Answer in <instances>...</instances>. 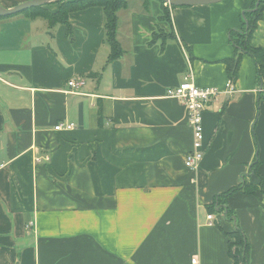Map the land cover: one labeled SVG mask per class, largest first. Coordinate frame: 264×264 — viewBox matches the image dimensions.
<instances>
[{
    "label": "crops",
    "instance_id": "0c3cea01",
    "mask_svg": "<svg viewBox=\"0 0 264 264\" xmlns=\"http://www.w3.org/2000/svg\"><path fill=\"white\" fill-rule=\"evenodd\" d=\"M128 1L117 35L125 54L110 63L99 7L70 15L73 41L64 25L0 21V264H264V193L238 191L209 209L242 183L264 184L256 62L243 56L233 92L207 104L195 172L187 107L166 93L190 73L200 89L227 91L230 33L254 0ZM171 28L176 41L149 44ZM251 44L264 48V20ZM74 79L85 84L70 89ZM238 229L248 254L234 245L231 256Z\"/></svg>",
    "mask_w": 264,
    "mask_h": 264
},
{
    "label": "trees",
    "instance_id": "16d2710c",
    "mask_svg": "<svg viewBox=\"0 0 264 264\" xmlns=\"http://www.w3.org/2000/svg\"><path fill=\"white\" fill-rule=\"evenodd\" d=\"M259 0H254L251 4V8L248 9L242 16V27L240 30H236L231 32V44L233 48L236 49V57L233 60H226L224 63L227 65V73L228 77H230V81L234 84L237 79V74L240 68V60L243 56H251V58L256 62L258 66V76L260 78V82L264 81V48L254 47L251 44L252 38L254 36L255 31L259 27V23L264 20V0H260L259 8L256 9V4ZM150 0H145V7L148 6ZM162 4L164 2L161 1ZM52 6V5H48ZM47 7H33V9L23 11L19 15H24L30 20L34 19H42L50 25L51 29L57 26H66L67 28V36L71 41L74 40L73 36V27L70 23V15L76 13L77 11H84L86 9H90V7H99L103 10L104 13V24H105V43L108 44L110 48V55L108 57L107 62H113L120 60V58L125 54L122 46L117 38L118 28H119V13L121 11L127 10L129 6L128 0H70L63 1L62 3L55 4L57 6L56 12L50 11ZM164 8V14L162 16V20L168 22V24L172 27V22L170 18V10L167 7ZM175 8V7H172ZM15 16H7L5 18L0 17V21H4L5 19H11ZM169 41H176V36H174L173 29L171 28L170 32H166L163 29L158 30L153 35L152 41L149 43L150 45L155 43H161V46H165ZM259 166V162H256L252 166V170L254 171ZM255 173H257L255 171ZM256 190H261L264 193V184L261 181L259 184L254 183H242L238 188L231 189L224 195L217 197V201L213 204L209 209L211 211H215L217 207H220L223 204V199L232 194L238 193V191L243 192L244 194H252ZM233 214L232 211L228 210L226 215L231 217ZM230 237L234 238V243H230V255H232V247L236 246H244L246 248V252L248 254V243L246 241L245 234L242 233L240 229L236 230L235 233H232Z\"/></svg>",
    "mask_w": 264,
    "mask_h": 264
},
{
    "label": "built area",
    "instance_id": "2783aa9c",
    "mask_svg": "<svg viewBox=\"0 0 264 264\" xmlns=\"http://www.w3.org/2000/svg\"><path fill=\"white\" fill-rule=\"evenodd\" d=\"M85 84V81L81 79L69 80L68 87L73 90H78ZM234 84L230 81L227 86V91H220L216 88L200 89L194 83L193 75L190 73L186 76V81L178 87L170 88L166 91L167 97L171 99L180 100L182 104L187 107L188 110V123L192 130L194 137L193 151H191L185 158V164L187 168L194 171L200 167V164L204 158V121L203 115L206 111L207 104L211 101H217L222 93L231 94L233 92ZM74 128L72 124H66V126L59 125L56 127L57 131ZM3 164L0 161V168ZM213 216L210 215L207 219L212 220ZM192 264H200L197 259L191 261Z\"/></svg>",
    "mask_w": 264,
    "mask_h": 264
},
{
    "label": "water",
    "instance_id": "95a60500",
    "mask_svg": "<svg viewBox=\"0 0 264 264\" xmlns=\"http://www.w3.org/2000/svg\"><path fill=\"white\" fill-rule=\"evenodd\" d=\"M63 1L70 0H29L25 3L19 4V6H15L12 8H4L0 4V17L5 18L7 16H15L19 15L23 11L33 9V7H47L48 5H55L62 3ZM160 2H164L166 5L170 7H190V6H204V5H214L218 4L223 0H159ZM259 2H257L256 9L259 8Z\"/></svg>",
    "mask_w": 264,
    "mask_h": 264
}]
</instances>
